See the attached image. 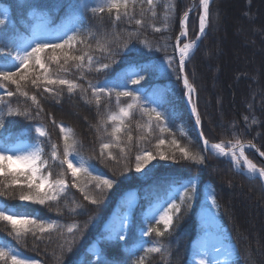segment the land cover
<instances>
[{
  "label": "trees",
  "instance_id": "obj_1",
  "mask_svg": "<svg viewBox=\"0 0 264 264\" xmlns=\"http://www.w3.org/2000/svg\"><path fill=\"white\" fill-rule=\"evenodd\" d=\"M78 2L0 0V12L6 10L8 16L6 25H0V48L7 45V52L10 53H0V67L12 62L17 50H30L34 40H46L37 29L41 23L54 28L48 33L58 36L56 42L72 35L75 29H80L77 41H83L57 50L59 62L47 59L51 50L42 54L52 78L58 76L80 86L73 94L68 93L66 85H50L55 91L45 92L43 69L39 66L32 68L31 65L28 79L21 81L20 86L21 92H28V98L19 93L7 97L5 90L16 93L17 89L10 82L0 87V97H3L0 101V119L5 121L0 133L5 137L10 135L14 142L26 139L35 143V134L25 135L24 132L29 126L41 125L49 133V140L42 144L45 158L50 155V146L54 143L58 157L62 159L63 134L52 123L55 119L57 125L62 124L71 130L68 133L70 142L71 139L79 142L77 151L79 157L86 161L85 166L94 167V174L102 173L106 178H114L116 183L111 190H107L99 208L85 201L80 191L72 187L51 206L0 196V207L28 212L32 217L56 225L44 233L37 230L38 239H33L29 234L17 240L11 225L0 221V247L34 259L38 264H99L97 253L100 251H103L109 264H138L141 257L142 264H193L189 255L190 241L199 231L198 214L204 197L210 195L216 201V206L212 202L211 207L217 208L236 247L237 259L232 264H264V182L256 176L237 171L231 161L216 156L202 145L185 105L181 76L177 79L180 74L175 45L181 30L180 21L187 12L188 38L194 40L202 12L200 0H153L155 16L149 11L147 0H128L127 9L121 7L119 10V21L115 19V9L111 13L105 9L103 13L93 15L84 7L75 10ZM105 2H91L88 8ZM125 11L134 18L129 20L124 17ZM137 19L142 21L139 26L135 23ZM157 28L161 31L157 32ZM128 41L130 43L124 49V54L114 57L117 63L112 64L111 71H97L101 63H111L109 52L118 51ZM137 49L141 52H137ZM65 51L69 56H85L84 67L77 68L79 62L72 60L65 64ZM87 56L93 57L91 70H88ZM167 57H174L172 68H176L175 72L167 67ZM133 58L149 64L150 71L141 85L129 84L128 88H142L140 96L143 103L151 107L162 105L158 110L166 116L174 115L161 122V126L167 129L161 132L156 126L155 115L150 122L147 115L141 114L140 102H137L124 119L122 131L118 134L119 146L114 143L111 149L105 150L102 161L99 159L100 144L115 140L110 135L115 125L108 122L107 117L113 113L119 114L120 108H126L133 101L127 97L117 100L115 92L101 95L97 101L90 85L112 81ZM184 73L196 88L192 99L200 115V128L207 140L225 145L251 141L260 152H264V0H211L205 34L186 60ZM35 76H41L37 82L39 87L31 83ZM32 95L37 96L43 109L39 117L25 119L23 115H7L9 107L14 111L28 110L35 115L36 106L30 99ZM129 135L131 141L128 140ZM161 138L166 143L157 149ZM173 139L197 159L203 156L204 163L184 159L179 149L171 144ZM120 148L126 149L124 156ZM144 151L156 156L145 166L143 171L148 173L146 176L135 171V156ZM159 151H164L169 157L174 156V159L161 160ZM108 152L117 160L107 159ZM246 155L264 167L253 151L248 150ZM7 164L13 170L21 169L12 167L10 161ZM61 170L58 165H53L51 169L54 174ZM64 178L71 185V173L66 172ZM3 179L0 176V180ZM189 181L197 185L191 207L187 210L182 208L179 215H174L172 227L165 231L163 224H155L145 214L146 208L151 203L165 201L171 189L180 187L182 190V185ZM77 182L82 186L90 184L91 177L78 173ZM132 188L138 191L139 199L129 212L127 240H97L99 236L115 237L103 230V224L117 199ZM92 191L95 194L94 189ZM85 223L88 225L86 229ZM73 224H78L83 233L74 230V234L70 235L67 228ZM149 226L157 227L164 235L158 237L151 233L142 236V230ZM73 239L76 242L70 243ZM91 243L98 245L96 253L87 249ZM152 246L160 247L161 251L147 252L146 249ZM0 264H4V261H0ZM8 264H11L10 260Z\"/></svg>",
  "mask_w": 264,
  "mask_h": 264
},
{
  "label": "snow or ice",
  "instance_id": "obj_2",
  "mask_svg": "<svg viewBox=\"0 0 264 264\" xmlns=\"http://www.w3.org/2000/svg\"><path fill=\"white\" fill-rule=\"evenodd\" d=\"M202 6V13L199 16V33L196 41H192L190 43H183L181 46V41L186 39L188 36L187 30V22L189 20V15L187 12L184 13L183 19L180 21L181 31L177 36V42L175 45V49L178 51V70L179 74L182 75L184 73L185 63L187 58L191 55L192 50L197 45V41L201 38L206 31L207 20L209 16V0H200ZM147 4L149 5V11L152 12V15L155 16V11L153 10V0H147ZM128 0H106L105 3L96 4L92 6L90 9L88 5H83L86 10H89L93 15L96 13H103L105 9L109 13L116 10V21L121 19L120 8L124 7L127 9ZM70 6H72L70 4ZM123 16L127 19L131 20L134 17L130 16L127 11L123 13ZM8 19L7 11L0 12V25H6V21ZM136 25H141L142 21L137 19L135 20ZM157 32H160L161 29L157 28ZM80 29L73 30L72 35H68L66 39H61L60 42H56L55 40H42L36 39L33 41V46L30 50L25 49L23 51L17 50L16 55L12 62L8 65L0 67V87H3L5 82H10L13 85L17 86L16 93L12 91L5 90V94L7 97H13L17 93L28 98V92H21L20 86L21 81H26L28 79V71L31 65L32 68L39 66L40 69H43V80L44 91L53 93L55 91L51 86H67L68 93L71 95L75 92L77 88L80 86L76 83L59 78H52L51 75L48 74V67L45 63V57L42 54L47 53L51 50V55L47 57L48 60L59 62L60 56L57 55V50L65 49L66 47H71L74 42L83 43V41H77V35L79 34ZM128 42H124L123 46L119 48L116 52H109V59L111 63H101L97 68V71H111V66L117 61L114 59L116 56H121L124 54V49L128 48ZM8 46L0 48V53L10 54L7 52ZM131 51V49H128ZM159 50V49H157ZM151 51V49H149ZM137 52H141L140 49H137ZM142 54V53H141ZM63 60L64 63L67 64L69 60L77 61V68L84 67L85 56H69L68 52H63ZM93 57L87 56V64L88 70H91L93 65ZM174 63V57L166 58V65L168 68L172 69V71H176V68H172ZM150 71V65L147 63H140L135 58L130 59L128 61V65L126 69H122L120 73L117 74L116 77L112 81L105 80L103 84L90 85L93 96L96 97L97 101L101 95L111 94L113 92L116 93L117 100L120 97L131 98L132 103L127 104L126 108H120L119 114H111L107 117L108 122H112L113 126L110 135L115 138L114 142L109 143H101L100 144V153L99 159L102 161L105 159V150L111 149L114 145L119 146V136L118 134L122 131V125L124 119L130 115L131 109L136 107L137 102H140L141 114L147 115L149 117V121L151 122L153 114L155 115L156 126L160 128L161 132L166 131L165 126H161V122L165 120H169L172 118L170 114L168 116L161 110L162 105H157L155 107H151L148 104H145L141 100L140 93L143 90L140 87L135 89H129L128 85H141V82L146 79L147 74ZM180 75L177 76V79H180ZM41 79V76H35V78L31 79V83L33 85H38V80ZM119 80L120 83H116ZM183 87L186 90L187 102L191 105V112L195 115V126L199 128L201 125L200 115L197 112V108L195 103H193V95L196 93V88L189 83V80L186 75H183ZM117 89H121L117 91ZM83 90V89H81ZM3 97H0V101H2ZM33 104L36 106L35 115L28 110H24L21 112L19 109L15 111L10 107L7 110V115L11 116H21L23 115L25 119H36L40 116V113L43 109L40 106V102L37 99L36 95H32L30 97ZM146 99V98H145ZM119 122V124H117ZM52 123L59 127L60 133L63 134V158L60 159L58 157V149L57 145L51 144L50 155L45 158V151L42 147V144L49 140V133L47 130L41 126H29L28 129L25 130V135H30L34 133L35 143H24L22 140L12 141L11 136L5 137L3 133H0V176H3L4 179L0 180V196H5L11 199L18 198L21 202H31L38 205H46L51 206L52 203H56L59 201V198L62 194L66 193L69 187L76 188L83 195V199L88 201L91 205L99 208L100 204L104 200L107 190H111L113 185L116 183L114 178H106L102 173L94 174L96 171L94 167L88 166L86 167V161L79 157V153L77 151L79 142L75 139H71L68 133L71 131L70 129H66L62 124L57 125L55 119L52 120ZM149 128H151V123H149ZM5 121L0 119V129H4ZM105 131L107 128L105 127ZM204 133L200 131V137L205 147H208L209 142L207 139H203ZM43 138V139H41ZM128 140L131 141V135L128 136ZM166 143L165 139L161 138L158 140L156 145L157 149L160 148L161 145ZM171 144L176 146L179 149L182 157L186 160H191L197 164L204 163V157L201 156L199 159L195 155H192L185 147H180L175 139L171 140ZM212 150H218L220 156H230L233 161H238L239 157L244 156V148L245 146L237 141L235 144L231 145V152L225 151L224 146L219 143L212 144ZM249 148L255 147L254 145L249 144ZM258 151V149H257ZM120 153L122 156L126 153L125 148H120ZM159 158L161 160L174 159L173 157H169L166 155L164 151L158 152ZM261 156H264V152L260 153ZM79 157V159H78ZM107 159L116 161L117 157L114 156L111 152L107 153ZM156 159V156L153 155L150 151H144L141 154L135 156V171L137 173H141L146 176L148 173L143 171L145 166L152 160ZM246 160V158H245ZM13 161L18 162L24 165V168L13 170L9 168L7 162ZM248 172L249 174H256L261 179H264V168L257 169L255 165L247 162ZM53 165H58L62 170L59 173L54 174L51 169ZM66 165V169L64 168ZM150 171V170H149ZM66 172L71 173L72 183L71 185L65 180L64 176ZM84 173L87 176L91 177V183H86L82 186L77 182V174ZM55 176V178H54ZM92 189H94L95 194H93ZM197 192V185L194 181H189L182 185V190H177L173 195L170 196L169 200L166 201V207L163 208L162 214L159 215V219H155V215L153 219H155V224H163L164 230L168 231L173 225L174 215H179L182 212V208L187 210L191 207V202L193 201ZM177 199H179V203H177ZM213 206H216V201L213 199ZM0 221L7 222V224L11 225L12 233L15 234L17 240L27 237L29 234L32 235L33 239H38L36 236L37 230L40 233L46 232L48 229H52L56 227L52 222H46L39 217H32L28 212L17 211L10 207H0ZM151 224V221L149 222ZM88 227L87 223L84 224V229ZM74 230H79L83 233V229L80 228L78 224H73L67 228V232L70 235L74 234ZM127 230L128 225L127 222H122L119 229L115 230V237H97V240H110L117 239L121 242H125L127 240ZM151 233H155L156 236L162 237L164 232L160 231L155 226H149L146 229L142 230V236H149ZM75 239H73L70 243H75ZM71 248H69V251ZM147 252L151 253H159L161 251L160 247L152 246L146 249ZM219 252V249H216ZM97 259L99 264H109V260L105 257L103 251L97 253ZM9 260L11 264H38V262L34 259H30L27 257L21 258L14 251L6 250L5 247H0V261H4V264H8ZM143 257L140 258L138 264H142ZM199 264H218L216 261H206L205 259H201Z\"/></svg>",
  "mask_w": 264,
  "mask_h": 264
},
{
  "label": "rangeland",
  "instance_id": "obj_3",
  "mask_svg": "<svg viewBox=\"0 0 264 264\" xmlns=\"http://www.w3.org/2000/svg\"><path fill=\"white\" fill-rule=\"evenodd\" d=\"M97 0H79L76 9L75 10H81L83 8V5H88L91 2H94ZM51 26H49L47 23H41L37 25V29L40 30V35L46 34L45 38L47 40H55L58 39V36L56 34L51 35V33H48L49 31H52ZM54 29V28H53ZM180 33V32H179ZM178 33V35H179ZM193 40L188 38L183 39L181 41V46L183 43H190ZM177 42V39H176ZM176 53L178 54V51L176 50ZM22 140L24 143L31 144V142L27 141L26 139H19ZM221 145H224L226 147H230L231 145L235 144V142L228 143V145H225L222 142H219ZM248 149L244 150V153H246ZM252 161V160H251ZM236 165V167L242 166V161L238 159V161H233ZM10 165L12 167L17 168H24V165L10 161ZM255 165H257L255 163ZM259 166V165H257ZM260 168H264L262 166H259ZM177 190H181L180 187H176L171 189L166 197L165 201H157L154 203H151L145 211V214L155 221V219H159V215L162 214L163 208L166 207V201L169 200L170 196L173 195ZM139 199V193L136 189H128L125 191L115 202V204L112 206L109 215L107 216L104 224H103V230L107 232L108 235H115V230H118L122 222L129 221V212L130 210L138 203ZM213 202L212 196L206 195L203 200V204L200 207L199 214H198V226L199 231L197 234L191 239L190 241V259L193 264H199V261L201 259H205L206 261H213L211 257L215 254L216 249L222 250V248L218 247L221 243L231 242L230 235L222 223L219 213L216 207H211V203ZM155 215V219H153ZM196 242L198 248L197 249L192 248V244ZM235 246V245H234ZM87 249L90 252L96 253L98 251V245L96 243H91L87 246ZM19 257L24 258L25 256L20 255V253L15 252ZM199 253V255L197 254ZM233 256L232 259L229 260L225 264H232L237 259V252L236 247L234 250H232ZM29 258V257H27ZM31 259V258H30ZM214 261L218 262L220 264L219 260L214 259Z\"/></svg>",
  "mask_w": 264,
  "mask_h": 264
},
{
  "label": "water",
  "instance_id": "obj_4",
  "mask_svg": "<svg viewBox=\"0 0 264 264\" xmlns=\"http://www.w3.org/2000/svg\"><path fill=\"white\" fill-rule=\"evenodd\" d=\"M209 2H210V0H209ZM192 9V7L189 9V11ZM201 9H202V6H201ZM202 11H203V9H202ZM202 13V12H201ZM207 22H208V20H207ZM206 27H207V25H206ZM198 35H200V33H199V31H198V34H197V36ZM197 36H196V38H195V40L194 41H196L197 40ZM203 36V35H202ZM201 36V37H202ZM201 39V38H200ZM200 39L197 41V45H198V43H199V41H200ZM197 45L194 47V49L192 50V52L195 50V48L197 47ZM192 54V53H191ZM189 58V57H188ZM187 58V59H188ZM179 60V59H178ZM183 75H185V73H183L182 75H180L181 76V79H182V82H183ZM189 83H190V81H189ZM191 84V83H190ZM195 95V94H194ZM186 90H185V92H184V100H185V105H186V107H187V111H188V113H189V115H190V117H191V119H192V122H193V125H194V129L196 130V132H197V135H198V137H199V139H200V141H201V143H202V145L204 146V144H203V142H202V139H201V137H200V131H201V128H200V126H199V128L197 127V126H195V123H194V121H195V115L191 112V106H189V104L187 103V100H186ZM203 139H206L204 136H203ZM208 142H209V145H208V147H205L207 150H209L210 152H212L213 154H215V155H217V156H220L219 155V153L218 152H216L215 150H212L211 149V145L212 144H216V143H211L209 140H208ZM241 144H243V145H249V144H251V145H254L255 147H252V148H250L252 151H254V153L257 155V157H258V159L260 160V161H262L263 162V164H264V158H263V156H261L260 155V151L258 150L257 151V146L253 143V142H251V141H248V142H242ZM232 149H231V147H229V148H225V151H227V152H230ZM222 157V156H221ZM225 158H227V159H229V160H231L232 161V159L229 157V156H225ZM243 159L245 160V155L243 156ZM237 170H240V171H242V172H244V173H248L249 174V172H248V168H244V169H237ZM251 175H253V176H256V177H258L262 182H264V179H261L259 176H258V173H256V174H251Z\"/></svg>",
  "mask_w": 264,
  "mask_h": 264
},
{
  "label": "bare ground",
  "instance_id": "obj_5",
  "mask_svg": "<svg viewBox=\"0 0 264 264\" xmlns=\"http://www.w3.org/2000/svg\"><path fill=\"white\" fill-rule=\"evenodd\" d=\"M186 100H187V96H186ZM188 103V102H187ZM189 104V103H188ZM189 106H191L190 104H189ZM220 144V143H219ZM223 146V145H222ZM245 146V148H244V150L245 149H250L249 147H248V145H244ZM216 152H218V150H215ZM231 152V151H230ZM246 158V160H247V162H250L251 164H253V165H255L251 160H249L247 157H245ZM239 159L242 161L241 163L246 167V168H248L247 167V163H246V160H244L243 159V157H239ZM255 167L257 168V169H260V168H258L256 165H255ZM196 242H194L193 244H192V248L193 249H197L198 251H200V249L198 248V246H197V244H195ZM220 244H224V245H219L218 247H220V248H222V250H220L219 252H215V254L211 257V259L212 260H214V259H217V260H219V262H220V264H225V262L227 263L229 260H231L232 259V256H233V253H232V250H234L235 249V246H234V244L233 243H231V242H226V243H221L220 242ZM198 255H199V253H197Z\"/></svg>",
  "mask_w": 264,
  "mask_h": 264
}]
</instances>
